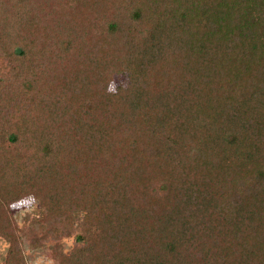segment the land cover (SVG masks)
<instances>
[{"label": "trees", "instance_id": "trees-1", "mask_svg": "<svg viewBox=\"0 0 264 264\" xmlns=\"http://www.w3.org/2000/svg\"><path fill=\"white\" fill-rule=\"evenodd\" d=\"M25 198L59 264H264V0H0L4 264Z\"/></svg>", "mask_w": 264, "mask_h": 264}, {"label": "rangeland", "instance_id": "rangeland-1", "mask_svg": "<svg viewBox=\"0 0 264 264\" xmlns=\"http://www.w3.org/2000/svg\"><path fill=\"white\" fill-rule=\"evenodd\" d=\"M119 82L126 83L125 77L116 78L110 88L115 89ZM13 212L20 225V235L23 240L25 253L30 264H59L52 252L53 245H59L64 251L71 249L76 235L61 238L58 241L51 239L40 231L37 232L33 221L42 215L36 199L25 198L13 204ZM77 221V234L82 232L83 215ZM8 243L0 236V264H4Z\"/></svg>", "mask_w": 264, "mask_h": 264}, {"label": "water", "instance_id": "water-1", "mask_svg": "<svg viewBox=\"0 0 264 264\" xmlns=\"http://www.w3.org/2000/svg\"><path fill=\"white\" fill-rule=\"evenodd\" d=\"M21 50H20V48L18 49V52H20Z\"/></svg>", "mask_w": 264, "mask_h": 264}]
</instances>
